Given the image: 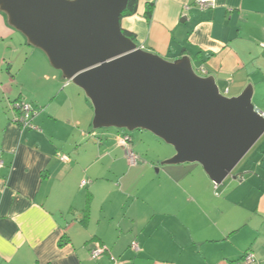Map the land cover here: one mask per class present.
Returning a JSON list of instances; mask_svg holds the SVG:
<instances>
[{
  "label": "crops",
  "instance_id": "1",
  "mask_svg": "<svg viewBox=\"0 0 264 264\" xmlns=\"http://www.w3.org/2000/svg\"><path fill=\"white\" fill-rule=\"evenodd\" d=\"M214 1L138 0L120 26L167 61L188 57L226 97L250 87L264 114V0ZM17 99L31 127L16 121ZM93 117L82 88L0 11V264H236L247 251L264 264V133L215 184L198 162L165 163L174 147L144 129L129 133L130 165L123 130Z\"/></svg>",
  "mask_w": 264,
  "mask_h": 264
},
{
  "label": "water",
  "instance_id": "2",
  "mask_svg": "<svg viewBox=\"0 0 264 264\" xmlns=\"http://www.w3.org/2000/svg\"><path fill=\"white\" fill-rule=\"evenodd\" d=\"M127 0H0L7 22L84 91L94 128L144 129L220 184L264 133L252 90L226 97L190 59L143 50L120 26Z\"/></svg>",
  "mask_w": 264,
  "mask_h": 264
},
{
  "label": "built area",
  "instance_id": "3",
  "mask_svg": "<svg viewBox=\"0 0 264 264\" xmlns=\"http://www.w3.org/2000/svg\"><path fill=\"white\" fill-rule=\"evenodd\" d=\"M195 5L200 9H209L215 6L214 0H195ZM264 49V43L262 44ZM20 109L19 115L16 116V121L20 125V127H31V113L32 107L26 102L14 103ZM260 114L264 117V114L260 112ZM118 145L124 150L125 157L130 165H136L139 161V157L132 149L131 138L128 135L118 136ZM59 158L62 161H67L68 157L65 154H58ZM2 161L0 160V165ZM86 180H82L81 185H85ZM132 247L137 248L135 242L131 243ZM102 252H104V248L99 244H95L94 247L90 250V255L94 257H98ZM114 260V258H111ZM236 264H256V260L252 252L247 251L240 262H236Z\"/></svg>",
  "mask_w": 264,
  "mask_h": 264
},
{
  "label": "trees",
  "instance_id": "4",
  "mask_svg": "<svg viewBox=\"0 0 264 264\" xmlns=\"http://www.w3.org/2000/svg\"><path fill=\"white\" fill-rule=\"evenodd\" d=\"M137 4H138V0H127L126 8L122 11L121 18L124 17V16H128V15L134 14L136 12ZM152 7H153L152 3H149V4L146 5L145 11H144V15L146 16L147 19H149L151 17ZM122 32H123L124 35L128 36L129 38H131L133 40V35L130 32H128L126 30H123V29H122ZM21 101L22 102H26V101H24L22 99H17V100H14L10 104L11 108L16 111V113H17L16 115L17 116L19 115L20 109L17 106H15L14 103H20ZM27 104H29V103H27ZM121 130H123L121 135H128L131 138V144H132V137L130 136L128 130H126V129H121ZM121 135H119V136H121ZM132 149H133V147H132Z\"/></svg>",
  "mask_w": 264,
  "mask_h": 264
},
{
  "label": "rangeland",
  "instance_id": "5",
  "mask_svg": "<svg viewBox=\"0 0 264 264\" xmlns=\"http://www.w3.org/2000/svg\"><path fill=\"white\" fill-rule=\"evenodd\" d=\"M7 23H8V22H7ZM11 27H12V26H11ZM12 28H13V27H12ZM13 29H14V28H13ZM15 30H16V29H15ZM18 32H19V31H18ZM90 102H91V101H90ZM104 128H113V129H115V127H103V128H97V129H98V130H99V129L101 130V129H104ZM137 130H138V129H134V130H132V131H128V132L131 133V132H134V131H137ZM159 140L161 141L162 144H165V145L167 144V143L164 142L162 139H159ZM153 147H154V146H151L152 151H153ZM254 149H255V147H254Z\"/></svg>",
  "mask_w": 264,
  "mask_h": 264
}]
</instances>
